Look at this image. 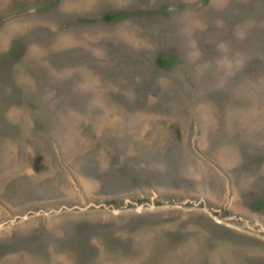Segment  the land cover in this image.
I'll return each instance as SVG.
<instances>
[{
	"label": "rangeland",
	"instance_id": "374dc122",
	"mask_svg": "<svg viewBox=\"0 0 264 264\" xmlns=\"http://www.w3.org/2000/svg\"><path fill=\"white\" fill-rule=\"evenodd\" d=\"M0 264H264V0H0Z\"/></svg>",
	"mask_w": 264,
	"mask_h": 264
}]
</instances>
